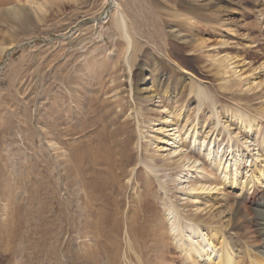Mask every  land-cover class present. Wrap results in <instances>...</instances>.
<instances>
[{"label":"rangeland","instance_id":"obj_1","mask_svg":"<svg viewBox=\"0 0 264 264\" xmlns=\"http://www.w3.org/2000/svg\"><path fill=\"white\" fill-rule=\"evenodd\" d=\"M262 166L264 0H0V264L263 261Z\"/></svg>","mask_w":264,"mask_h":264},{"label":"bare ground","instance_id":"obj_2","mask_svg":"<svg viewBox=\"0 0 264 264\" xmlns=\"http://www.w3.org/2000/svg\"><path fill=\"white\" fill-rule=\"evenodd\" d=\"M117 6L118 7H120V4L119 3H117ZM121 11H122V17H121V19L120 20H118V26H119V28L120 29H122L125 33H126V23H125V14H124V10L123 9H121ZM16 13L18 12L17 10L15 11ZM128 18V17H127ZM126 37H127V34H126ZM127 42H128V44L130 45L131 44V39L130 38H128L127 37ZM128 45V46H129ZM129 49V48H128ZM197 95L198 96H201L202 95V90L201 91H199V90H197ZM50 145V144H49ZM52 152V151H51ZM263 167V166H262ZM261 168V167H260ZM224 169H225V171H227L226 173H228V166H225L224 167ZM259 171V170H258ZM230 173V172H229ZM235 173V172H234ZM229 175V174H228ZM228 175H227V177H228ZM264 175V167H263V169L261 168L260 169V171H259V176L257 177L258 179L259 178H261L262 176ZM237 176V175H236ZM255 177V176H254ZM252 178V179H250L251 180V184L252 183H254V185H255V183L258 181V179L257 178ZM234 178H235V174H234ZM233 178V179H234ZM235 180V179H234ZM233 180V181H234ZM260 181V180H259ZM231 182V181H230ZM57 186V185H56ZM44 187V186H43ZM251 190V189H250ZM30 191V190H29ZM96 193V192H95ZM264 193V188H258V189H254V191H253V193L252 194H245V199L246 200H255V199H257L258 197H260L262 194ZM28 197H30L31 196V191L30 192H28ZM27 197V198H28ZM31 200V199H30ZM87 201V200H86ZM29 202H31V201H29ZM57 203V202H56ZM84 207H85V205H84ZM234 208H236V207H231L230 209H229V211L230 210H232L233 211V216H234V213H235V216H236V219L238 220V221H243L244 219H245V221L247 220L248 221V218H253V213L252 212H250L249 210H247V209H245V210H243V209H238V208H236V211L234 210ZM242 208V207H241ZM93 210V209H92ZM238 210V211H237ZM86 212V211H85ZM103 212V211H102ZM101 212V213H102ZM95 213H96V211H95ZM105 214V215H104ZM145 214V213H144ZM177 214V213H176ZM96 215H97V213H96ZM19 216H20V214H19ZM19 216L17 217V219H16V221H15V223H17L20 219H19ZM85 216V215H84ZM88 216H89V214H88ZM262 216V215H261ZM93 217V216H92ZM100 220H101V222L104 224V220L106 219V213H102V214H100ZM230 217V216H229ZM40 218H42L41 217V215H40ZM86 218V217H85ZM88 218V217H87ZM90 218V217H89ZM137 218V217H136ZM149 218V217H148ZM143 219V218H142ZM145 219V218H144ZM147 221H148V219H146ZM131 221V220H130ZM134 221V220H133ZM84 222V221H83ZM135 223H136V221H134ZM98 223V222H97ZM112 223L113 224H111V225H113L114 226V228L116 229V230H120V226H121V218L118 216V214L117 213H115V214H113V218H112ZM244 224H245V222H244ZM82 225H83V223H82ZM208 225V224H207ZM210 225V224H209ZM16 226H18L17 224H16ZM87 227L88 228V231L89 232H94L93 234H98V233H96V232H98V231H101L100 229H94V227L93 226H95V223H94V221L93 220H91V219H85V223H84V225L82 226V228L83 227ZM137 226V225H136ZM206 226V225H205ZM110 227H112V226H110ZM130 227V226H129ZM81 228V227H80ZM92 228V229H91ZM97 228V227H96ZM172 228H173V226H172ZM17 229V228H16ZM15 229V235L18 233V230H16ZM138 229H140V228H138ZM138 229L137 230H135L133 227H131V228H129V230H130V232L132 233V235L131 236H134V232L136 231V233H137V231H138ZM190 229V228H189ZM254 229V228H253ZM252 229V230H253ZM13 230V229H12ZM179 230H181V229H179ZM178 230V231H179ZM250 230V229H249ZM188 231V230H187ZM12 232V231H11ZM126 232V231H125ZM211 233L208 235V236H205L206 237V239L204 238V240H202L201 242L200 241H197V240H200V237L199 236H201L200 234L198 235L197 233L195 234V235H192V233H191V231H188V233H187V235H184L183 234V232L181 231V234H180V232H178V235L180 236V235H182L181 237H183V245H184V250H186V254L188 255V256H190V257H195V260H199V259H202V260H206L207 262H208V264H213V262H214V257H213V255H214V249L217 247V245L218 244H220L221 245V248H222V252L223 253H221V255L219 254V256H217L218 257V260H217V262H216V264H234L233 263V256H232V254H231V252H232V250H239V252H243V245H242V242H243V244H244V247H246V248H252V247H255V246H257V247H259V244H257V239H256V237H254V236H250V235H248V240H247V238H246V240H245V242L243 241V240H240V238H243V236L241 235V234H238L237 236H232V240L230 239V244L227 242V240L225 239H221L220 237H219V239H218V236L217 237H215L214 238V234H213V231H210ZM248 232H251V231H248ZM135 233V234H136ZM174 233V232H173ZM91 234V233H90ZM99 235V234H98ZM221 235V234H220ZM17 236V235H16ZM166 236V235H165ZM178 236V237H179ZM195 236V237H194ZM245 236V235H244ZM180 237V238H181ZM222 237V236H221ZM240 237V238H239ZM245 237H247V236H245ZM245 237H244V239H245ZM258 237V236H257ZM260 238V237H259ZM175 239H176V237H175ZM221 239V240H220ZM250 239H251V241L253 242V244L250 242ZM264 239V238H263ZM262 240V239H261ZM256 243V244H255ZM210 245V247H212L211 249H208L207 248V246H209ZM231 245V246H230ZM256 247V248H257ZM214 248V249H213ZM217 249V248H216ZM261 252L264 254V240H263V245L261 246ZM115 250V249H114ZM115 252V251H114ZM245 252V251H244ZM243 252V253H244ZM233 253V252H232ZM246 253V252H245ZM117 254H118V252H115V253H113V254H111L110 255V258H111V260H109V261H112L113 263L116 261V258H117ZM249 254V253H248ZM90 259L92 260V261H95V262H97V260L99 259L98 258V255H96V252L94 251V252H92L91 254H90ZM118 257H119V255H118ZM249 257V256H248ZM189 259V258H188ZM250 259H252V258H250ZM100 261V260H99ZM251 263L252 264H264V260L263 261H257V262H255L254 263V261L253 260H251ZM100 264V263H99ZM193 264V263H192Z\"/></svg>","mask_w":264,"mask_h":264}]
</instances>
